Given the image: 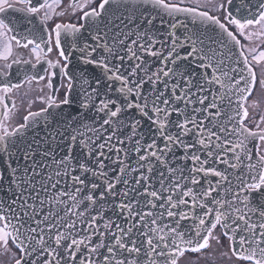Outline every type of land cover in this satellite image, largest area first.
Masks as SVG:
<instances>
[{"label":"snow or ice","instance_id":"snow-or-ice-1","mask_svg":"<svg viewBox=\"0 0 264 264\" xmlns=\"http://www.w3.org/2000/svg\"><path fill=\"white\" fill-rule=\"evenodd\" d=\"M73 52L95 115L57 120ZM0 61L9 264H264V0H0ZM21 71L48 94L12 125Z\"/></svg>","mask_w":264,"mask_h":264},{"label":"flooded vegetation","instance_id":"flooded-vegetation-1","mask_svg":"<svg viewBox=\"0 0 264 264\" xmlns=\"http://www.w3.org/2000/svg\"><path fill=\"white\" fill-rule=\"evenodd\" d=\"M98 2V0H97ZM172 2H179V0H172ZM70 3V0H63V7H67L68 4ZM185 5L189 3V0H184ZM192 6H195L194 4ZM218 14V13H217ZM19 15V14H17ZM77 16L80 15L78 12L76 14ZM64 23H76V16L72 15V10L71 8H68V13L65 15L63 18ZM20 23H26V21H20ZM17 55L21 56L24 59H27L30 57V53L26 50H17ZM48 58L52 60H56L58 58V53L56 50H54L52 53L48 54ZM34 62V59H33ZM63 63V62H62ZM3 62L0 61V65H2ZM16 68L17 66H13L12 69L8 70L10 73L15 75L16 73ZM58 71V70H57ZM24 81V73L21 71L19 79L14 80L13 82H21L23 83ZM57 84L60 83L58 80L56 82ZM66 83V81H65ZM44 82H40L39 84L33 82L31 85H28L27 83H23V87L17 91H14L13 93V99L15 100L16 103V111L13 113V118L9 122L12 125H15L16 123H22V117L24 115H27L29 111L33 112H38L41 108L45 107L46 105L39 99L41 95H47L48 90L45 88L44 93L40 92V88L43 87ZM29 88H31V91H29ZM67 91L66 88L61 87L60 91L56 93L57 97V102L62 100L64 98V94ZM27 93V95H25ZM255 98L260 99L261 105H260V110L264 111V95H262L260 92L255 93ZM250 103V101H249ZM10 107H11V102H9ZM250 116L256 115L255 112H253L252 109H249ZM258 118V116H257ZM218 231V230H217ZM225 244H227V241L225 240ZM207 255V251L203 253H187L186 258L190 259L195 262V264H206V260L204 257ZM0 264H9V257L3 254V249L0 248ZM181 264H185L184 259L182 258ZM216 264H239V262L233 260V261H227L225 259H221L219 257V254L217 253V261Z\"/></svg>","mask_w":264,"mask_h":264},{"label":"water","instance_id":"water-1","mask_svg":"<svg viewBox=\"0 0 264 264\" xmlns=\"http://www.w3.org/2000/svg\"><path fill=\"white\" fill-rule=\"evenodd\" d=\"M241 1V0H240ZM239 0H236V3L238 4ZM155 14V13H153ZM181 18L182 14H181ZM167 19V17H166ZM157 25H159V17L157 18ZM191 28V25H190ZM182 31V30H181ZM70 51V49H69ZM80 53L79 52H73L72 55L69 58V72L70 74H73L74 76L77 77V81L75 84V87L70 94V100L71 103L69 105H63L62 106V111L60 110H51L53 112V115L56 117L57 120L63 118H67L68 116H77V118H81V115L79 114H84V117L90 118L93 115H95L94 111L87 110L81 108V103L83 100V96L81 94L80 90V76L81 73L84 74L85 77L91 78L92 80H95V78L100 77L102 78V71L99 68H96L95 66L92 65H85L82 63L80 60ZM51 120L52 117H49ZM97 120H99V117H97ZM40 123H41V128L43 127V118H40ZM147 127V125L145 126ZM35 128V126H33ZM36 131H40V134L43 135L44 132L41 131L40 129H36ZM31 132V130H30ZM26 139L31 140L32 139V134H29ZM77 153L79 152V148L76 149Z\"/></svg>","mask_w":264,"mask_h":264}]
</instances>
